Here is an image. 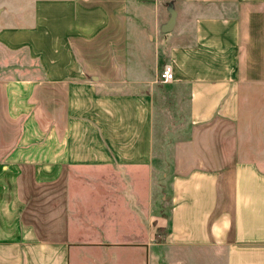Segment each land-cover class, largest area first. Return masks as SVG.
Here are the masks:
<instances>
[{"label":"crops","instance_id":"0c3cea01","mask_svg":"<svg viewBox=\"0 0 264 264\" xmlns=\"http://www.w3.org/2000/svg\"><path fill=\"white\" fill-rule=\"evenodd\" d=\"M164 1L155 24L141 15L156 0L131 11V0H0V264L117 262L90 243L107 231L103 202L111 189L119 203L120 177L136 195L141 264H156L160 243L179 245L182 264H264V0ZM170 1L178 15L164 33ZM60 43L67 64L48 61ZM167 65L174 78L159 81ZM158 82L185 92L192 115L171 143L159 215ZM83 193L100 219L77 216ZM75 218L90 228L73 231Z\"/></svg>","mask_w":264,"mask_h":264},{"label":"rangeland","instance_id":"374dc122","mask_svg":"<svg viewBox=\"0 0 264 264\" xmlns=\"http://www.w3.org/2000/svg\"><path fill=\"white\" fill-rule=\"evenodd\" d=\"M134 0H131L130 2V11L132 10V4ZM165 2L164 0H156V4L153 6L151 11H147L144 14L141 15V18L144 20V22H156L155 24L160 23L164 17L158 14V11L160 13V10L163 11L165 8ZM15 3V2H14ZM13 3V4H14ZM19 3V2H16ZM2 3H0L1 5ZM177 6L181 8L182 3L180 1L177 2ZM3 15V14H2ZM138 16L136 15L135 11L130 12V51L131 56L133 58L134 56V47L136 45V42L138 41V38L140 37V33L142 31L140 22L138 21ZM1 18V16H0ZM181 21V18H180ZM12 22V21H10ZM154 33V31L152 30ZM142 39V37H141ZM147 43L148 40H147ZM158 45V43H157ZM20 51V53H22ZM48 55L50 54V51H47ZM57 57H60L62 59V63L67 64L69 61L68 52L64 47V44H59V49L57 52L50 57L48 60L49 62H53ZM54 58V60L52 59ZM39 59V58H38ZM40 60V59H39ZM26 60L24 59V62ZM41 62V60H40ZM23 63V61H22ZM35 67H37L39 64V61L36 62L35 60ZM157 86V107H156V145H155V156L157 159V177H156V183L157 190L154 191V195L156 196V201L158 205V215L164 211V205H163V194L165 192L170 191V160H171V143L173 140L178 138L179 136H182L186 133L188 126L190 125V122L192 120V115L190 114V108L188 107L189 103L186 99L185 92H181L179 88L176 87V84H167L163 82H158L156 84ZM125 171V169H123ZM165 173H168L167 177ZM120 182L122 185L115 188V190L119 189L120 194L122 192L124 193L123 196L127 199L126 202L128 204H124L123 201L121 203V195L119 194V203L115 205V202H112V197H114V194L117 191L111 190L109 191V201L103 202L104 206V213L103 215L108 219V226L106 227L107 231L100 230L98 235L96 233L92 232L93 237H91L93 243L92 246H97L98 243H102L100 247H104L110 254L117 253L120 256V259H118L117 262L113 264H141L142 259L137 256V254H140L137 251V247L133 243V237L131 235L133 234V211H136V195L133 193V187L131 186V178H122ZM154 185L156 189V184L154 180ZM97 198H101L105 200L106 195H100L97 194ZM116 198V196H115ZM93 199V198H92ZM86 200V194L83 193L82 195V209L79 210V213L77 216L89 214L92 212V217L94 219H100L101 214L100 210L98 209V201L96 198H94L92 201H85ZM88 205H91L92 211H88L86 207ZM163 205V206H162ZM85 216V215H84ZM103 216V217H104ZM115 220V221H113ZM74 224H72V230L75 231L76 229L77 233L79 234V230L87 229L90 227H79L76 225V223L79 224L78 220L75 218L73 220ZM117 222H120L119 225H116ZM132 231V232H130ZM125 233V234H124ZM106 234V235H105ZM126 235L125 237L122 235ZM159 239L162 241L164 239V230L158 229ZM82 239L85 240V233L82 234ZM114 240H118L119 244L112 245L111 242ZM86 247V246H85ZM115 247V248H113ZM136 253L137 257H133V255ZM128 258H123V256H127ZM152 256L146 257V262L151 261ZM191 261V260H190ZM156 264H182L181 257H180V247L170 245V244H164L160 243L156 246Z\"/></svg>","mask_w":264,"mask_h":264},{"label":"water","instance_id":"95a60500","mask_svg":"<svg viewBox=\"0 0 264 264\" xmlns=\"http://www.w3.org/2000/svg\"><path fill=\"white\" fill-rule=\"evenodd\" d=\"M167 10L169 12V19L161 26V31L164 33H167L174 28L176 24L177 15H178L177 10L174 5V1H170L168 3Z\"/></svg>","mask_w":264,"mask_h":264},{"label":"built area","instance_id":"2783aa9c","mask_svg":"<svg viewBox=\"0 0 264 264\" xmlns=\"http://www.w3.org/2000/svg\"><path fill=\"white\" fill-rule=\"evenodd\" d=\"M174 78V73L171 66L167 65L158 73V80L166 82Z\"/></svg>","mask_w":264,"mask_h":264}]
</instances>
